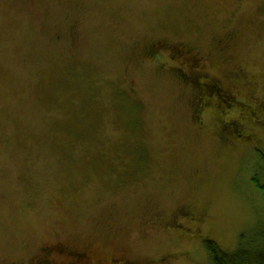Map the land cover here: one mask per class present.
I'll use <instances>...</instances> for the list:
<instances>
[{
	"label": "rangeland",
	"instance_id": "374dc122",
	"mask_svg": "<svg viewBox=\"0 0 264 264\" xmlns=\"http://www.w3.org/2000/svg\"><path fill=\"white\" fill-rule=\"evenodd\" d=\"M193 33L203 68L262 102L264 0H0V260L63 240L135 264H211L199 235L233 250L264 223L250 180L264 115L232 103L254 141L222 142L216 124L230 113L195 117L168 64L141 54ZM182 206L199 218L173 228Z\"/></svg>",
	"mask_w": 264,
	"mask_h": 264
},
{
	"label": "flooded vegetation",
	"instance_id": "af4514ba",
	"mask_svg": "<svg viewBox=\"0 0 264 264\" xmlns=\"http://www.w3.org/2000/svg\"><path fill=\"white\" fill-rule=\"evenodd\" d=\"M70 27L75 29L72 25ZM73 29L69 28L67 31V39H69L70 45H73L74 40L77 38L75 31H72ZM178 31L179 28L173 29V32ZM216 43L218 49H223L228 45V42L223 41L221 38H217ZM141 48V54L145 59L151 60V62L160 61L166 63V65L168 64L169 69L167 71L171 73L179 85L187 87H184L185 94H191V103H188V105L191 106L192 112H195V117H197L198 111L208 109L211 103H214L215 107L230 113V110L235 107L231 104L239 101L245 104L248 103L244 107L240 106L242 115L245 114L244 112L249 115L256 113L257 117L253 118L252 116L251 119L257 120H259V113L264 115V99L261 102L254 95L250 98L253 101L247 100L246 102L244 98L243 100L238 99L235 92L226 88L227 86L231 89L228 83H224L221 78L211 75L203 68L205 58L201 53L202 50L199 44H197V34L193 33V39H186L185 37L172 39L164 35L144 42L143 46H140ZM246 95L250 96L249 93H246ZM240 108H237L236 112L240 111ZM233 115V113H230L226 119L217 121V126L227 129L225 135L218 134L220 141L225 142L230 136H233L234 139H242L243 142H252L254 133L243 125L231 121L235 118ZM263 119L264 117H262ZM241 122L244 121L241 120ZM250 138L252 139L249 140ZM173 216H175V219H169L168 223L185 229L189 228L187 225L189 221L199 218L193 208L188 206L180 207L178 213L173 214ZM42 256L44 263L54 261L52 264H57V261L62 264H135V260L129 258V256L125 257L124 253H98L89 247L70 246L63 240H56L42 245L24 261L12 264H24L25 261L29 260L41 264L37 260Z\"/></svg>",
	"mask_w": 264,
	"mask_h": 264
},
{
	"label": "trees",
	"instance_id": "16d2710c",
	"mask_svg": "<svg viewBox=\"0 0 264 264\" xmlns=\"http://www.w3.org/2000/svg\"><path fill=\"white\" fill-rule=\"evenodd\" d=\"M127 97L130 101L127 105L130 106L132 111L134 112V117L137 121V126H139V116H138V110L140 108L139 102L133 101L129 95L127 94ZM248 97V96H247ZM243 100V98H241ZM247 98H244V101L247 102ZM249 101H253L249 98ZM237 105L244 107L246 104L242 103V101H239L236 103ZM209 105V104H208ZM215 107L214 104H210L209 108ZM218 108V107H217ZM220 111L221 109L218 108ZM223 111V110H221ZM241 111V108H240ZM232 112V110H230ZM222 114H225L222 112ZM234 115L236 114L233 113ZM244 116V115H243ZM242 118V117H241ZM241 118H239L241 120ZM238 118H233L231 121H234L235 124H240ZM264 120V119H263ZM218 130L215 131L216 134L219 135H225L226 128H222L217 126ZM254 133V132H253ZM119 138H126L127 136L125 134L120 133ZM118 138V139H119ZM250 138L249 140H251ZM254 141V138H253ZM252 141V142H253ZM224 142V141H222ZM120 144V142H119ZM256 155L258 158V162L254 168V171L251 174L250 180L252 181V184L255 186L259 192H261L264 196V152H261L256 149ZM105 158L107 159V155H105ZM127 159V156H126ZM151 157L149 155V162L146 164V167L148 168L151 164ZM109 162V161H106ZM139 185V184H137ZM137 185L133 181H127L125 187L128 188L130 186H134L135 188H138ZM179 211V208L173 212V214H177ZM172 216L169 218L171 220L175 219V216ZM172 227H178V225ZM185 229V228H184ZM251 235V237H250ZM202 242L203 246L208 254L209 260L211 264H264V223H260L258 227H254V229L250 231H246L245 233H241L239 236V240L237 243V246L235 249L231 250H225L221 248L214 239L210 238L208 235L202 236ZM75 247V246H74ZM27 259V258H25ZM24 259V260H25ZM43 256L39 257L37 261L41 262V264H52L54 261H51V263H44L42 261ZM24 260H18V259H1L0 264H12L14 262L24 261ZM6 261V262H3ZM24 264H36V262L32 261H25ZM57 264H62L61 262L57 261Z\"/></svg>",
	"mask_w": 264,
	"mask_h": 264
}]
</instances>
